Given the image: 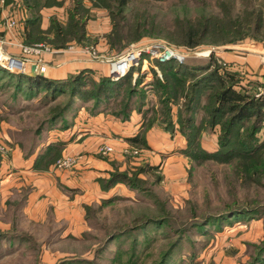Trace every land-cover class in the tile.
<instances>
[{"label":"rangeland","instance_id":"374dc122","mask_svg":"<svg viewBox=\"0 0 264 264\" xmlns=\"http://www.w3.org/2000/svg\"><path fill=\"white\" fill-rule=\"evenodd\" d=\"M56 1H62L61 5L53 4L60 10L47 12L44 17L47 18L48 25L52 19L60 26H66L71 0ZM84 3L86 7H90L85 17V42L73 40L56 47L53 41L48 40L27 43L21 39L19 42L7 43L5 36L10 32L17 34L26 15L22 5L15 0L8 4L7 0L0 2V43L4 41L3 47L6 51L8 46L18 48L17 54L7 51L14 56L23 54L22 46H39L42 49L39 57L43 62L44 54L72 50L70 54L86 57L94 63H97L96 59L85 51L86 48H91L95 56L113 58L124 53L133 43H163L173 47L182 56L181 61L173 60L189 67L206 65L213 54V60L220 66L219 73L234 71L230 68L231 63L225 60L232 54L231 51L246 52L248 49L250 52H261L262 47L258 46V42L264 43V0H251L248 3L250 8L260 9L263 15V28L257 36L248 35L235 43L224 45L203 43L193 49L173 39L178 27L175 19H195L202 15L219 14L215 0H128L122 24H133L132 15L139 9L144 13V25L150 32L137 39L135 37L138 33L133 32L130 34L132 39L129 40V27L124 26L127 28L125 35L128 38L121 37L113 47L108 41L112 28L108 9L95 8L91 0H84ZM43 8L40 9V14H43ZM242 9L241 0H235L234 11L241 12ZM94 10L98 12L94 14ZM42 17L41 15V21ZM8 19H14L16 24L9 27ZM140 23L143 24V21ZM48 38L54 37L51 35ZM205 50H208V54L202 55L201 52ZM35 56L37 55L29 54L28 57ZM150 57V54H143L139 59L143 64L132 67L135 68L133 73L138 71L137 67H143L146 75L148 74V77L143 79L144 82L142 81L143 85L140 83L142 89L153 81L151 69L154 67V60H149ZM98 63L105 64L107 70L109 69L107 63ZM3 69H0V166L4 160L11 157L14 144H18L23 156L31 153L38 144L49 139V127L68 126L80 108H90L93 104L90 100L74 99V106H70L62 118L59 117L51 124L48 119L53 109L63 106L69 99L68 90L55 98L49 95L45 97L43 91H36L33 85L25 82H21L18 87L15 74L19 73L13 74ZM87 70L88 77H92L94 70ZM210 70H197L194 75L199 78ZM96 73L102 74V69L97 68ZM238 75L244 84H248L247 80L263 83L251 78L243 69ZM188 79L192 81L193 76ZM253 86L256 88V85ZM257 90L264 91L259 86ZM144 91V106L149 107L148 113L151 114L153 107L159 105L158 98L151 89ZM203 102L204 95L201 96V103ZM118 106L116 104L112 107ZM177 109L178 105L175 104L171 112L175 122ZM158 116L156 114L155 118ZM202 116L203 111L196 115L197 123L204 126L201 127L199 140L202 147L211 152L218 147L219 126H207V121ZM153 117L152 114L151 119ZM153 126L148 128L146 133ZM162 129L160 125L157 128L155 126L154 135L165 132ZM165 133L166 137L159 135L157 139L154 136L153 140L157 142L153 141L152 146L149 145L148 148L139 142L134 144L126 138L128 145L119 149L120 159L117 158L115 147L114 149L107 144L98 147L97 156L113 165L112 170L107 171L108 175L102 179L107 180L115 171L125 172L137 184L132 187L127 179H121L114 184L116 188L108 197L112 202L104 206H101L103 199L94 201V198L89 200L80 197L79 217L82 222L75 218L78 217L76 215L72 216V221L66 220L62 209H56L45 200L37 210L34 211L35 207H31L27 213L28 194L33 192V187L29 185L17 189L10 188L9 198L2 203L3 194L7 195L2 188L9 184L12 178H9V182H0V264H160L163 257L165 264L255 263L259 250L264 246V151L253 166L246 163L240 166L239 161L220 163L213 159L195 162L180 153L186 145V140L178 132V124H175L173 132ZM257 136L260 142L264 141V125ZM65 157H71V164L59 167L62 163L58 161ZM79 161L78 155L70 152L59 153L52 161L42 163L40 168L45 166L73 170ZM141 167L145 170L138 172ZM242 168L253 174L250 179L243 178ZM133 173L136 175L133 176ZM1 178L0 175V181ZM241 207L257 209L258 213L254 217H230L224 220L220 218L223 213ZM143 225L144 228H141ZM70 229L73 230L69 232Z\"/></svg>","mask_w":264,"mask_h":264},{"label":"trees","instance_id":"16d2710c","mask_svg":"<svg viewBox=\"0 0 264 264\" xmlns=\"http://www.w3.org/2000/svg\"><path fill=\"white\" fill-rule=\"evenodd\" d=\"M15 1L29 12V16L23 23L25 42L48 40L49 42L53 41L56 47L66 45L73 40L85 42L83 41L85 17L90 7H86L84 0L70 1L71 7L68 12L66 26H60L51 19L48 27L44 30L40 27V9L49 7V5L53 6V4L61 5L62 1ZM127 1L91 0L95 8H106L109 11L112 28L108 34V41L112 47L119 42L121 37L127 39L133 32L138 33L136 39L150 32L147 26L144 25L146 19L143 18L144 13H141L139 9H136L132 15L134 17L133 24L130 25V22L122 24ZM11 2L13 0H7V4ZM250 2L251 0H241L243 9L241 12H235V0H215L220 10L219 14L202 15L195 19L187 17L175 19L178 27L176 36L172 38L177 43L193 49L203 43L224 45L235 43L248 35L257 36L263 28V15L260 9L250 8L248 6ZM141 21H143V24L140 23ZM124 26L129 27L127 37L125 35L127 28H124ZM51 35L54 38L49 39L48 37ZM131 37L130 35L129 40L132 39ZM153 64L158 67L162 78L156 74L154 68L151 69L153 81L144 85V89L140 88V83L145 78V74L139 72V67H137L136 77H133L135 68H132L126 76L118 80H113L107 75L100 76L98 79L88 77L89 70L87 69L70 74L65 79L48 78L42 74L32 76L15 74V76L18 87L21 82H25L33 85L36 91H43L45 97L49 95L55 98L68 90L69 99L63 106L53 109L48 119L51 124H54L59 117L62 118L64 112L70 106H74L72 105L74 99L90 100L93 102L92 106L85 108L90 114L103 112L121 120L128 119L133 111L141 114L143 121L140 131L135 136L128 138L134 144L139 142L148 148L146 130L155 123L161 125L166 132H173L175 124H178V132L186 140V145L180 153L188 159L195 162L213 159L220 163L239 161L240 166H244L245 163L253 166L264 151V141L260 142L257 136L264 125V91L257 90V86L264 89V83H254L247 80L248 84H244L242 83L243 79L238 75L239 71L236 70L232 72L226 70L219 73L220 66L213 60V54L210 55L209 62L201 67H189L173 59L165 62L154 60ZM0 69L3 68L0 66ZM197 70L210 71L197 78L194 75ZM190 76H193L192 81L188 79ZM253 85H256V88ZM149 89L157 96L159 104L158 107H153L151 114L148 113L149 107L144 106V90ZM202 95H204L203 103H201ZM110 100L114 101L111 102ZM116 104L119 105L118 108H113L112 106ZM175 104L178 105L176 122L171 114ZM102 106L103 108H100ZM201 111L204 113L202 118L207 121V126L212 128L216 125L219 126L218 147L211 152L204 149L199 140L203 124L199 125L197 123L196 115ZM152 114L154 117L151 119ZM156 114L159 116L155 118ZM61 146V142L49 145L48 149H51L52 152L48 151V153L40 154L34 161V167L40 168L43 162L52 161L55 155L61 153ZM144 170V167H141L138 172ZM241 172L244 179H250L253 175L244 168ZM135 175L136 173H133V176ZM121 179H127L132 187L137 184L127 173L116 171L111 173L107 180L100 179L99 181L102 183V189L108 190ZM109 202H112V199L105 198L101 206ZM259 211L261 212V210ZM257 213V209L241 207V209H232L227 213H223L220 218L224 220L230 217H254ZM217 219L214 220L219 222ZM144 226H141V228H144ZM258 254L255 263L251 264H262L264 261V246L261 247ZM160 264H165V257H163Z\"/></svg>","mask_w":264,"mask_h":264},{"label":"crops","instance_id":"0c3cea01","mask_svg":"<svg viewBox=\"0 0 264 264\" xmlns=\"http://www.w3.org/2000/svg\"><path fill=\"white\" fill-rule=\"evenodd\" d=\"M56 10H60V8L50 6L41 10V13H43L41 14L43 16L41 29H46L48 25V20L44 15H47V12L54 13ZM23 11L27 18L29 16L28 10L23 7ZM99 11L102 12V10ZM93 12L95 14L98 11L94 10ZM5 38L7 43H9L8 41L15 43L22 41L21 39L24 40V24L20 26L17 34L10 32ZM258 44V46L262 47L261 52H250L248 49L246 52H243V50H241L242 52L231 51L232 54L226 55L227 59H224L231 63V70L240 71L243 69L251 78L258 79L264 83V43L259 41ZM7 49L12 54L18 53V48L8 46ZM70 52L56 51V53L44 54L43 60L46 64V69L42 75L53 79H65L71 73H76L78 70L85 68L94 70L92 75L94 79L108 74L105 64L94 63L80 54L78 55L82 58L76 57ZM97 68L102 69V74L96 73ZM146 76L148 77V74ZM142 121L141 114L135 111L130 114L128 119L121 120L103 112L90 114L85 107H82L74 114L68 126L56 128L54 125L49 127V139L38 144L31 153L23 156L20 153L18 144H14L15 148L10 153L11 157L7 158L8 160H4L0 166V175L2 177L0 182L5 180L9 182V178H12L10 183L2 188L3 191L7 192V195L3 194L1 202L3 203L6 198H9L11 194V191L9 192L10 188L17 189L21 186L29 185L33 187V192L28 194L27 213H29L31 207H35L34 211L37 210L42 201L45 200L46 203L53 205L56 209H62L66 220L69 221L70 219L72 221V216L76 215L78 217L75 218L80 219L82 222L79 217V214H81L79 198L85 197L89 200L94 198V201H99L100 199L108 198L116 188V185L108 190H103L101 187L99 180L108 175L107 171L112 170L113 165L106 159L97 156L98 147L101 144L115 147L117 158L120 159L119 149L128 145L126 138L133 137L140 131ZM155 126L157 128L159 125H154L146 133L148 146H152L153 141L157 142L153 140ZM165 132H160L159 135L166 137ZM159 135L157 133L155 138L158 139ZM8 140L10 141V139ZM60 142L62 144L61 153L70 152L80 156L77 167L73 170H60L45 166L36 169L34 167L35 159L44 152L48 153L49 151L51 153L52 150L48 149V146ZM71 230L73 229H70L69 232Z\"/></svg>","mask_w":264,"mask_h":264},{"label":"built area","instance_id":"2783aa9c","mask_svg":"<svg viewBox=\"0 0 264 264\" xmlns=\"http://www.w3.org/2000/svg\"><path fill=\"white\" fill-rule=\"evenodd\" d=\"M5 0H0L4 3ZM16 24L14 19H8L7 25L13 27ZM4 41L0 43V66L5 70L12 73H19L24 75H36L45 72L46 64L39 57V53L42 49L37 46L35 48H30L28 46H22L23 54L21 56L10 55L3 47ZM85 51L89 53L97 62L107 63L109 65L108 75L113 80H118L126 76L132 69L133 66H141L143 63L139 62V59L143 54L151 55L149 60H159L165 61L170 59H177L181 61L182 56L171 46L165 45L163 43H150V44H137L133 43L129 48L125 50L124 53L113 57V58H103L101 55L95 56L92 53L91 48H86ZM29 54H36L34 58H29ZM93 59V60H94ZM146 61V59H143ZM159 77L161 73L157 66L153 67ZM147 70V69H146ZM141 74L146 75L145 69L142 67L139 69ZM134 76L137 72L133 73ZM147 78V76H145ZM144 82V81H143ZM143 82L141 83L143 85ZM110 149V147H107ZM72 162L71 157H65L59 160L58 163H62L59 167L69 166Z\"/></svg>","mask_w":264,"mask_h":264},{"label":"bare ground","instance_id":"6f19581e","mask_svg":"<svg viewBox=\"0 0 264 264\" xmlns=\"http://www.w3.org/2000/svg\"><path fill=\"white\" fill-rule=\"evenodd\" d=\"M207 52H208V50H205V51L201 52V54L202 55H207L208 54Z\"/></svg>","mask_w":264,"mask_h":264}]
</instances>
